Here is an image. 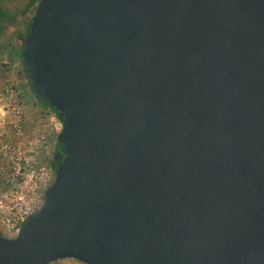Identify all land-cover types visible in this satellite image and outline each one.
<instances>
[{"label": "water", "instance_id": "1", "mask_svg": "<svg viewBox=\"0 0 264 264\" xmlns=\"http://www.w3.org/2000/svg\"><path fill=\"white\" fill-rule=\"evenodd\" d=\"M23 57L65 155L0 264H264V0H40Z\"/></svg>", "mask_w": 264, "mask_h": 264}, {"label": "rangeland", "instance_id": "2", "mask_svg": "<svg viewBox=\"0 0 264 264\" xmlns=\"http://www.w3.org/2000/svg\"><path fill=\"white\" fill-rule=\"evenodd\" d=\"M28 1L29 0H3L5 6L16 8L21 12L18 17V22L10 24L7 27V32L3 38V45L0 47V50L5 47L3 51H0V60L3 59V54L8 51L11 45L18 49L21 48V34L23 33L30 16H33L35 9H30L28 12H22ZM19 67L22 68L21 71H23L22 62H20ZM16 73V71L12 72L11 75V78L13 79L12 83L15 82V85L19 82L18 78H14V74ZM6 78H9V76ZM36 99L37 98H35V102L38 108L41 109V106H39L40 104H38L39 102ZM35 107L33 105L29 106L28 109H25V107L23 108L25 112V121L22 123V130L24 133L19 137V135L13 130L14 127L12 122L15 120V117L11 114L6 103H0V165L9 166V168L13 170V166L16 165L14 161H16L17 155L14 151L18 150V145H22L20 151L22 150L23 152L24 172L27 174L26 180H30L31 183L36 181L37 186L42 189L47 184H52L55 178L56 169L53 166V154L56 147L57 131H61L62 122L49 110V115H47V112L42 110L38 111ZM9 128L16 136L12 137V142L8 143ZM7 144L11 146L10 153L6 152V148L4 149V146ZM6 174H8L6 177L0 176V181H4L9 176L18 181L21 179L18 176H11V173ZM2 184H4V182ZM9 187L5 186L3 191H8ZM51 264L87 263L74 258H64L53 261Z\"/></svg>", "mask_w": 264, "mask_h": 264}, {"label": "built area", "instance_id": "3", "mask_svg": "<svg viewBox=\"0 0 264 264\" xmlns=\"http://www.w3.org/2000/svg\"><path fill=\"white\" fill-rule=\"evenodd\" d=\"M6 103L11 114L15 117L13 120L14 131L21 137L24 133L22 123L25 121L24 102L21 98V92L14 83H0V103ZM6 152L10 153L11 146L5 145ZM18 145L15 150L16 161L13 170L9 166L0 165V176H11L21 178L20 181L13 177H8L0 181V232L6 237H16L29 215L38 211L45 200V191L51 185L47 184L40 189L36 181L33 183L26 180L27 174L24 172V157ZM17 151V152H16ZM13 153V154H14ZM29 163V162H28ZM29 165V164H28ZM4 182V184H2ZM5 186H10L8 191H3Z\"/></svg>", "mask_w": 264, "mask_h": 264}, {"label": "trees", "instance_id": "4", "mask_svg": "<svg viewBox=\"0 0 264 264\" xmlns=\"http://www.w3.org/2000/svg\"><path fill=\"white\" fill-rule=\"evenodd\" d=\"M39 1L40 0H29L22 12H28V10L34 9ZM20 12L21 11L16 9V8H10V7L5 6L3 4V0H0V47H2V45H3V38L5 37V34L7 32V27L10 24H14V23L18 22V17L20 15ZM31 18L32 17L30 16V18L28 19V22L26 24V27H25L23 33L21 34L22 44H21V48H20V57H21V61L23 64V71H24V57H23L24 36H25V33L29 30V23L31 21ZM24 74H25V72H24ZM25 76H26V74H25ZM28 85H29V83H28ZM29 87L33 91V93H34L35 97L37 98V101L39 102L41 107L44 109H48L50 112L54 113L58 117V119L62 122V117L59 115V112L55 108L50 107L49 104L45 100L40 98L34 92V90L32 89V87L30 85H29ZM64 155H65V152L63 149V144L58 141V138H56V147H55V151L53 154V166L55 169H57V167H58L59 163L62 161Z\"/></svg>", "mask_w": 264, "mask_h": 264}, {"label": "crops", "instance_id": "5", "mask_svg": "<svg viewBox=\"0 0 264 264\" xmlns=\"http://www.w3.org/2000/svg\"><path fill=\"white\" fill-rule=\"evenodd\" d=\"M4 48L1 50L3 51ZM20 62H22L21 57H20V49L13 47L11 45V47L8 49V51L3 54V59L0 60V82H5L8 84L12 83L13 79L11 78L12 77L11 75H12V72L16 71L17 73L14 74V76H15L14 78H18V80H19L18 84L16 83V86L19 88V90L21 92V96H22V99L24 102L25 109H28L29 106L34 105V107L36 106L35 108L38 111H40V110L45 111V112H47V115H49L48 109H44L42 107H41V109L38 108V106L35 102L36 97L28 85L27 78L24 74V71H21L22 68L19 67ZM8 76H9V78H6ZM39 106H41V105H39ZM52 114L54 115V113H52ZM57 125H58V122H57ZM8 130H10L9 136H8L9 138L7 139L8 143H9V142H12V137H15L16 135L10 128ZM59 132L60 131H57V138H58ZM11 133H13V134H11ZM9 140H11V141H9Z\"/></svg>", "mask_w": 264, "mask_h": 264}, {"label": "flooded vegetation", "instance_id": "6", "mask_svg": "<svg viewBox=\"0 0 264 264\" xmlns=\"http://www.w3.org/2000/svg\"><path fill=\"white\" fill-rule=\"evenodd\" d=\"M21 98H22V96H21Z\"/></svg>", "mask_w": 264, "mask_h": 264}]
</instances>
